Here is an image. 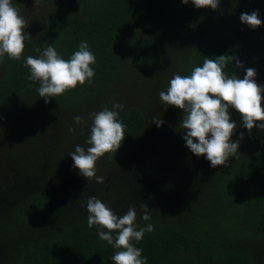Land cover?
Returning a JSON list of instances; mask_svg holds the SVG:
<instances>
[{
	"label": "trees",
	"instance_id": "trees-1",
	"mask_svg": "<svg viewBox=\"0 0 264 264\" xmlns=\"http://www.w3.org/2000/svg\"><path fill=\"white\" fill-rule=\"evenodd\" d=\"M41 1L53 4L58 0ZM14 2L12 0L13 5ZM257 9L264 22V0H221L217 10L197 9L191 2L185 5L181 0H64L56 12L41 22L39 32L29 34L31 39L25 41L21 60H11L5 55L0 63V116L36 105L47 120L58 119L56 129L60 125L67 130L61 136L51 138L53 151L49 153L50 157L74 149L73 145H82L86 149L89 145L84 142L90 132L77 128L83 140L68 142L72 126L67 128L70 119H65L62 114L81 108L88 99L102 104V109L108 108L105 99L115 93L110 88L122 82L121 77L127 86L141 84L145 96L148 95L146 90L158 81L151 69L159 59L156 43L149 37V32L175 26L177 32L171 34L172 40L177 42L186 37L185 29L191 31L195 26L197 30V24H203L194 42L188 45L186 63L178 74L190 75L194 67L203 65L204 59H216L226 54L236 57L243 67L236 69L232 61L225 67V74L239 76L245 70L244 65H255L250 57L256 56L264 47V23L252 29L240 21L242 13L250 14ZM219 16L234 18L236 22L225 27L213 26V20H209ZM82 41L87 42L96 57V63L92 65L94 77L83 86L78 85L45 103L37 91L39 82L27 78L30 73L24 60L29 55L38 58L40 52L36 50L42 52L49 45L63 59H69L79 50ZM128 49L130 64L125 62L127 71L120 72L123 55ZM113 105L110 103V110L118 111V119L125 125V139L117 153L103 156L108 165L104 173L106 184L101 185L98 196L104 197L102 202L118 216L134 206L136 223L140 227L154 226L141 241H133L142 250L141 258H146L147 264H264L261 249L264 242V130L258 133L254 151L233 163L229 171L227 166L206 173L197 167L198 161L193 162L194 168L173 165L175 173L167 176L178 178L179 188L192 194L185 202L179 194L165 193L166 183L162 184L159 179L161 166L158 161L155 160L156 169L146 157L136 156L142 145L147 148L156 145V139L145 141V132L149 129L147 121H152L154 115L145 113L137 105L123 104V109H113ZM183 115L178 120L175 115H170L173 123L168 139L172 138L170 145L178 148V157L186 154V150L191 152L183 139L186 133L180 126ZM8 122L18 128L24 123L20 118L14 124ZM20 129V136L28 131L24 126ZM26 146L27 141L22 140L21 150H18H25ZM47 156L40 165L43 172L44 168H51L44 166ZM129 158L133 166L125 163ZM57 170L52 167L50 172ZM8 175L10 180L13 178L10 188L17 195V201H0V217L3 210L7 214L0 222V264H113L111 256L115 249L99 238L96 227L87 225L85 196L73 193L71 185L38 183L36 178L29 177L30 173L25 175L20 171L14 176L8 172ZM204 184L203 189L214 191L213 201L207 194L196 191ZM222 195L224 197L220 198ZM206 199L210 204L204 202ZM221 199L230 201L233 209H223V205L218 204ZM141 203L151 210L149 221L142 219ZM189 204H194L196 209L191 210ZM22 206L30 217L25 216ZM29 220L33 221L32 225L28 224ZM257 230L261 233H254Z\"/></svg>",
	"mask_w": 264,
	"mask_h": 264
},
{
	"label": "clouds",
	"instance_id": "clouds-1",
	"mask_svg": "<svg viewBox=\"0 0 264 264\" xmlns=\"http://www.w3.org/2000/svg\"><path fill=\"white\" fill-rule=\"evenodd\" d=\"M40 0H34L35 6ZM187 5L191 2L197 9L217 10L221 0H181ZM242 24L256 29L261 26L259 10L240 15ZM27 21L20 14L12 0H0V63L5 55L11 60H21L25 48V41L31 39L25 32ZM39 57L27 56L24 65L29 69L30 81H38V94L49 102L54 98L83 86L90 82L95 72L92 67L96 63L95 55L90 51L87 42L82 41L79 50L69 59H63L52 45H49ZM235 62V68H242L243 64L234 56L222 54L216 59L206 58L202 66L194 67L190 75L174 74L169 80L166 91H159V100L184 113L180 126L186 133L183 139L186 147L197 157L204 156L212 168L228 166L230 157H235L239 149V141H233L237 127L231 119L230 109H234L241 116L243 127L249 133L255 128L264 130V86L256 82V70L247 68L243 79L236 75L229 77L224 69ZM124 105L116 103L113 109H123ZM119 112L104 108L90 114L92 125L90 136L85 149L77 145L69 155L73 161V168L79 175L97 183H104V176H97L96 162L108 153H117L125 139V125L118 119ZM76 124L85 123L79 115L74 116ZM152 123L161 127L164 121L153 118ZM69 131L75 132L74 128ZM243 139V133L240 134ZM87 225L96 227L98 236L106 241L115 251L111 256L113 264H147L142 259V250L133 241L139 242L145 233L154 230L152 224L140 227L136 223L137 210L129 207L126 214L118 216L114 211L96 196L86 201ZM142 219H151V210L141 203Z\"/></svg>",
	"mask_w": 264,
	"mask_h": 264
},
{
	"label": "rangeland",
	"instance_id": "rangeland-1",
	"mask_svg": "<svg viewBox=\"0 0 264 264\" xmlns=\"http://www.w3.org/2000/svg\"><path fill=\"white\" fill-rule=\"evenodd\" d=\"M62 1L64 0H58L53 4H48L40 0L39 4L35 6L34 0H15L13 6L19 9L20 14L27 21L28 27L25 29V32L31 34L40 31V28L38 27H40L41 22L46 17H49L52 13L57 11L59 6L62 4ZM210 21H212L213 26L217 27L233 25L236 22L234 18L230 20L223 16L216 17L209 20V22ZM197 26V30L195 26L191 31L189 30V28L185 29L184 32L186 37L183 40L177 42H174L172 40L173 35L171 34L172 31L177 32V28L175 26L172 29L171 27H169L167 29H157L155 31L149 32V37L154 40V42L156 43L157 51L159 52V59L157 58L158 63L155 64V66L151 69L153 70L152 74H154L155 77L157 76L158 81L156 83H152L151 86H149L150 88L146 90L148 91V95L145 96L146 92L144 93L143 91V89L145 88L142 87L141 84L137 86H127L125 85L126 82L124 81V77H121L120 79L122 82L115 83V85L111 86L110 88V91H115V93L112 96L109 95L108 98L105 99L107 103H109L108 109H111V107L109 106L110 103L116 104L115 101H118L122 105H137L140 106L145 111V113L148 112V114L150 113V115H154V118H160L164 121V124L161 127H157L156 124L152 123L153 119L152 121H147V126L149 127V129L147 131L148 133L145 132V141L147 139H156V145L155 147L151 148H147L142 145L139 153H136V156L138 157L142 155V157H146L151 162L152 167H155L156 169L158 165L157 163H155V160L158 161L161 166L159 167L161 168L159 172V179L162 180V184L166 183V186L164 187L165 193L170 192L173 195L179 194L181 195V198L185 200V202L190 200L192 194L190 191H184L183 189L179 188V185L176 182L178 178L167 176L168 174L172 176L173 172L175 173L173 165H176L179 168H187V166H189V168H194L195 164H193V162L198 161L200 162V164L197 167L206 170V173H211V171L223 169L224 167L217 166L216 168H212L210 166V162L207 161L204 156H200V159H195L192 155V152H188L187 150L185 151L186 154H179L180 156L178 157V148L176 146L170 145L172 143V138L168 139L171 134V122L173 123V119L171 120L170 115H175L178 120L184 113L181 109L162 103L159 100L158 96L159 91H166L169 80L173 77L174 74H178L186 63L187 55L185 54V52H188V45L194 42L198 30L202 29L204 25L197 24ZM263 49L264 47L262 46L256 56L250 57L253 63H255V65L257 66L253 64L244 65L245 70H243V72L239 74L238 78H244L247 68H254L256 70V82L259 85L264 86ZM129 51L130 50L128 49L123 55L124 62L120 66V72L127 71L126 67L123 64H125V62H128L130 64ZM85 103L86 104L81 108L79 107L75 110L65 111V113L62 114L65 119H70L68 120L69 124L67 128H70L71 126L72 128H75V132L69 131L71 132V134L68 142L72 143L74 141H77V139L79 141H82L83 136H79L77 128L81 127L83 128V130H88V132H90L92 125L90 114L96 111L99 112L103 110L101 107L102 104L97 103L95 100L88 99L85 101ZM41 113V109L37 108L36 105H29L25 108L22 107L20 109H15V112H11L8 116H5L4 114L0 116V201L2 202L8 200L16 203L17 195L15 196L12 193V189L10 188L13 178L10 180V175H8V172L15 176L20 171H22V173H24L25 175L30 173L31 176L29 177L36 178L38 183L44 185H48V183H54V185L58 186L71 185L70 188L73 190V193H76L79 196H85L86 199L91 196H96L102 201L104 197L98 196V193L100 190H102L101 185L106 184V180L102 184L97 183L94 179L88 182L86 178L79 175L78 170L73 168V161L69 154L75 150V147L77 145H73L74 149H71L70 151L64 150V153L57 152L54 153L52 157L49 156V153L51 154L53 151L51 150L53 146L51 145V138H57L58 134L61 136L67 130H64V128H62L60 125L59 128L57 127L56 129V125L59 122L58 119L47 120ZM77 115L81 116L85 122L82 123V125L79 127L73 120V117ZM230 115L231 119L237 125L234 135L232 136V140L239 141V149L235 157L229 158V169L227 171L231 170V165L233 163L244 159L254 151L258 143L256 140L258 137V133H260L262 130L254 127L249 133V131L243 127V121L238 112H236L234 109H230ZM19 118L24 122L20 125V128L24 126V129L27 128L28 130L27 133L23 134L22 136L19 135L21 129L18 127H13V125L8 122L10 121L12 122V124H14L15 121ZM51 131H53L55 135L54 133H50ZM57 131H59V133ZM5 132L8 134L4 135ZM241 133H243L242 140L240 139ZM22 140H26L28 146L25 147V150L20 151V141ZM164 142L165 145L162 146ZM132 154L134 155L135 153ZM45 155L48 156L44 159V166H47L48 168L57 167V172L51 173V168H44V172L40 170V165L43 164L42 161ZM176 157L178 158L176 159ZM59 160H62L63 162H57ZM125 163L129 166H133V161L130 158L125 160ZM191 164L193 165L191 166ZM107 166L108 165L106 163V159H104L103 157L100 158L96 162L97 176H104ZM175 184L178 187L175 186ZM205 184L199 190L196 189V191L207 194L211 201H213L215 199V196L213 194L214 191H212V189L210 188L208 190L203 189ZM221 197H224V195L220 196V198ZM195 199L200 201V199L197 197H195ZM179 202L184 203L183 201ZM204 202L210 204L207 199L204 200ZM218 204H222L223 209H233V205L230 204V201L227 202V200L223 201L221 199ZM204 206H201L202 209L204 208ZM189 207L191 210L196 209V206L194 204H189ZM22 210L25 212L24 214L26 217H30V214L24 210V207L22 208ZM226 212L230 214V212ZM178 215H181V213H178ZM6 218L7 214L3 210L1 212L0 222L4 221ZM180 221H182L183 223L188 222V220ZM28 224L32 225L33 221L29 220ZM254 233H261V230H257ZM261 246L262 254L264 255V242H262Z\"/></svg>",
	"mask_w": 264,
	"mask_h": 264
}]
</instances>
